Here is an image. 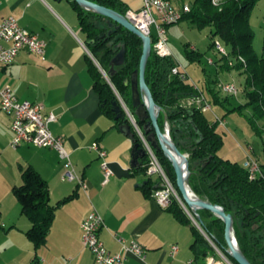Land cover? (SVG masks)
Listing matches in <instances>:
<instances>
[{
  "label": "crops",
  "instance_id": "1",
  "mask_svg": "<svg viewBox=\"0 0 264 264\" xmlns=\"http://www.w3.org/2000/svg\"><path fill=\"white\" fill-rule=\"evenodd\" d=\"M121 1L134 10L142 4V0ZM170 1L176 7L190 3ZM7 16L15 17L22 27L44 39L46 49L44 59L21 49L11 64H0V87H10L18 100L42 103L44 113L55 114L49 127L54 135L62 136L74 171L85 186L76 178L62 179L64 162L56 149L26 142L12 147V116L0 109V264H64L67 260L72 264H97L81 242L80 222L92 208L102 216L99 237L109 251L120 250L114 234L127 242L135 240L144 248L143 260L128 254L123 264H188L193 258L191 230L145 190L148 177L151 187L157 184V177L130 166L132 142L114 118L101 110L99 94L87 71L88 59L96 62L70 2L0 0V20ZM93 141L106 150L112 169L105 184L101 183L100 159L89 148ZM26 167L45 180L49 204L55 205L49 232L38 245L25 234L31 220L13 193ZM173 243L178 249L172 256L169 250Z\"/></svg>",
  "mask_w": 264,
  "mask_h": 264
},
{
  "label": "trees",
  "instance_id": "2",
  "mask_svg": "<svg viewBox=\"0 0 264 264\" xmlns=\"http://www.w3.org/2000/svg\"><path fill=\"white\" fill-rule=\"evenodd\" d=\"M76 12L81 30L85 34V44L92 60L88 59V70L93 87L98 92L105 114L114 118L113 101L119 103L121 97L127 109L133 113L130 75L138 68L141 54V39L121 25L93 11L68 0ZM98 4L113 8L124 14L127 7L121 0H92ZM256 0H221L213 4L211 0H192L189 11L181 19H187L197 27L212 26V37L217 36L221 43L229 45L230 51L222 55L225 61L220 64L226 68H236L246 73L245 104L236 107L242 111L250 109L247 117L252 128L260 135L264 134V51L257 53L253 48L254 31L249 24L250 8ZM96 17V20H95ZM180 19V20H181ZM213 41L210 46H213ZM125 45L123 62L111 69V59ZM223 45V44H222ZM188 58H198L199 53L185 46ZM242 57L244 62L238 60ZM233 64L228 65L227 60ZM177 63L171 55L159 56L152 49L145 67V81L154 101L161 107L158 123L161 129L168 124L169 135L179 150L187 154L189 174L187 182L193 193L211 203L221 205L225 212L233 217V233L239 250L252 264H264V180L249 179L242 162L232 161L218 154L222 135L217 131V121H211L205 111L187 104V100L202 92L189 78L181 79L171 68ZM106 74L107 77L104 76ZM211 90L213 102L223 104L214 88ZM203 93V92H202ZM205 95V94H204ZM122 119L114 123H129L123 109ZM133 129V128H132ZM135 136L138 138L137 134ZM139 140V139H138ZM168 178L180 196L171 163L161 151H154ZM264 153V150H262ZM264 158V157H262ZM147 156L135 167L145 173ZM264 169V159L259 160ZM22 181L13 187L22 212L31 220L26 236L35 244H42L49 232L55 205L49 204V190L44 179L31 167L22 171ZM157 183V182H156ZM151 180L144 184L147 193H151ZM69 197L63 198L60 202ZM167 207L181 223L191 230L190 248L196 264H205L208 256L216 253L203 234L192 224L176 200L171 199ZM201 225L207 235L218 245L225 246L223 221L207 209H198ZM223 249V247H222ZM225 253L224 249L222 250ZM231 264H238L227 253Z\"/></svg>",
  "mask_w": 264,
  "mask_h": 264
},
{
  "label": "built area",
  "instance_id": "3",
  "mask_svg": "<svg viewBox=\"0 0 264 264\" xmlns=\"http://www.w3.org/2000/svg\"><path fill=\"white\" fill-rule=\"evenodd\" d=\"M213 4H218L219 0H211ZM189 11V5L182 4L176 7L170 0H142V4L138 9L127 8L124 12L126 18L145 35L150 37L151 49L159 56H169L171 54L166 36V27L170 24L177 23L185 12ZM15 17L7 16L0 20V64L8 65L15 61L18 52L21 49H27L30 52L36 53L44 59L46 41L40 38L37 34L22 27ZM264 24V17H262ZM151 26L154 27L152 31ZM8 43L5 46L2 42ZM213 47L221 55H227L225 47L219 40L213 41ZM191 49H195L190 44ZM239 61L244 62L242 57H238ZM213 62L212 60H209ZM228 64H233L232 59L227 60ZM171 72L176 73L181 79L189 78V75L183 65L177 63L171 68ZM216 87L227 94L235 95L238 91L237 85L230 81H217ZM119 102L122 105L127 117L133 122L132 113L127 109L123 100L119 97ZM187 104L195 106L202 111H211V103L207 101L205 95L200 92L198 95L187 100ZM0 109L12 116L11 131L12 137L10 145L18 146L20 143H31L35 146H44L54 148L58 151L60 158L64 162V170L62 179L73 180L84 187L80 177L75 173L68 150L64 146L62 136L54 135L49 127V124L56 119L53 112H43V105L39 102L30 101L28 99L18 100L15 92L7 86L0 87ZM216 121L221 119L215 116ZM135 125V124H134ZM143 139V138H142ZM89 148L97 153L100 159V168L102 172L101 183L105 184L109 181L112 175V169L107 163V152L98 143L93 141ZM147 162L145 174L147 176H156L157 184L151 190V197L162 208H167L172 201L177 198L178 193L172 182L167 176L162 164L154 151L146 145ZM253 148L249 146L244 150V158L242 166L246 169L249 179L264 180V169H262L259 159L252 153ZM103 225L101 214L92 208L81 220V242L82 245L89 249L91 256L97 264H123V261L128 254H132L143 260L145 257L144 248L135 240L125 241L124 238L114 234V237L120 243V250L117 252L109 251L104 242L99 237V231ZM178 246L173 243L170 245L169 254L174 255L177 252ZM227 261V259H226ZM230 261V260H229ZM188 264H196L191 258L187 261ZM64 264H72L70 261H65ZM205 264H224L222 258L210 255L207 257Z\"/></svg>",
  "mask_w": 264,
  "mask_h": 264
},
{
  "label": "rangeland",
  "instance_id": "4",
  "mask_svg": "<svg viewBox=\"0 0 264 264\" xmlns=\"http://www.w3.org/2000/svg\"><path fill=\"white\" fill-rule=\"evenodd\" d=\"M185 1L192 2V0ZM190 3L188 5H190ZM262 13H264V0H256L250 8L248 20L254 31L252 45L257 53H261L262 48H264V28H262L261 24ZM167 28L169 29L166 30L165 34L168 38V45L171 49V56L183 64V67H185L188 72L191 82L197 88H200L205 92L207 101L211 103V111H205V115L211 121L216 120L215 116L221 119V122L218 121L216 124L217 131H220L222 135V143L218 149V154L229 158L232 161L242 162L244 158V150L246 147L248 148L251 146L253 148L252 153L259 160L264 159L262 158L264 157V153H262V150H264V134L260 136L252 128L247 117H245L250 113L248 107H245L241 112L236 109L238 105L245 104L246 101L245 90L248 89L245 80L246 73L236 68L220 66L225 59L213 46H210L212 40H218L217 36L212 37L210 33L212 26L204 25L202 27H197L196 24L191 23L187 19H181L177 23L170 24ZM151 29L154 31L153 26H151ZM186 44H192L194 46L196 52L199 53L198 58L192 59L186 56ZM221 44H223L229 54V45L224 43ZM209 60H212L213 62H210ZM104 76L107 77L106 74H104ZM230 80L237 85L238 91L235 95L227 94L215 85L217 81ZM208 86L214 88L213 92H216L218 97L224 101L223 104L213 102L211 98L212 92L209 90ZM119 97L120 96L117 95L118 101ZM174 200H176L182 207L179 199L174 198ZM182 210L185 211L192 224L195 225V227L206 238L208 243L214 249L213 251L216 253V256L222 258L224 264H228V261H226L225 258L226 255L222 251V247L205 233L202 225L195 218L194 214L191 213L190 209L186 210L182 207Z\"/></svg>",
  "mask_w": 264,
  "mask_h": 264
},
{
  "label": "water",
  "instance_id": "5",
  "mask_svg": "<svg viewBox=\"0 0 264 264\" xmlns=\"http://www.w3.org/2000/svg\"><path fill=\"white\" fill-rule=\"evenodd\" d=\"M74 1L89 11H93L107 18L109 17V19L116 22L118 25H121L141 39L142 47L138 68L132 71L129 80L132 107L134 108L132 113L134 120L132 122L127 117L129 119V123H121L118 125L119 130L127 135L132 142L130 150L131 160L129 161L130 166L136 167L142 163V159L147 156L146 145H148V147L153 151H161L167 160L170 161L173 168L176 187L180 194V196L178 195V199L181 202L182 207L186 210L190 209L191 213L194 214L200 224L202 221L198 212H196L198 209H207L217 217L221 218L224 224L223 237L226 245L222 247L225 253H227L238 264H252L243 252L239 250L240 248L233 233L232 215L225 212L221 205L211 203L193 193L187 182L189 174L187 154L181 152L175 142L171 139L168 134V124L165 123L163 129L159 126L157 120L161 107L154 101L152 93L145 81L146 62L151 52L150 37L137 29V27L134 26L124 14L113 8L98 4L92 0ZM124 54L125 45L124 43H121L120 49L111 59V69L114 65H119L123 62ZM112 105L115 112L114 119H122L124 114L121 112V109H123L121 103L113 101ZM135 133L138 138L135 136ZM225 258L227 259L228 264H231V261H229L227 257Z\"/></svg>",
  "mask_w": 264,
  "mask_h": 264
},
{
  "label": "bare ground",
  "instance_id": "6",
  "mask_svg": "<svg viewBox=\"0 0 264 264\" xmlns=\"http://www.w3.org/2000/svg\"><path fill=\"white\" fill-rule=\"evenodd\" d=\"M224 256V255H223Z\"/></svg>",
  "mask_w": 264,
  "mask_h": 264
}]
</instances>
